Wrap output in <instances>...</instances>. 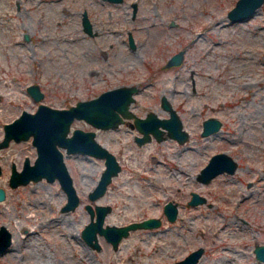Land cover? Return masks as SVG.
<instances>
[{"label":"rangeland","instance_id":"rangeland-1","mask_svg":"<svg viewBox=\"0 0 264 264\" xmlns=\"http://www.w3.org/2000/svg\"><path fill=\"white\" fill-rule=\"evenodd\" d=\"M234 2L0 0V138L3 123L23 108L34 110L41 100L68 106L122 83L138 87L129 104L133 112L168 116L164 95L187 131L183 141L165 129L161 138L138 143L141 131L127 120L102 128L73 118L69 132L74 126L95 129L121 167L105 191L90 198L104 158L61 146L79 195L70 209L61 208L67 195L56 178L9 184L11 164L19 169L25 156L31 162L36 156L31 136L11 138L0 146V224L27 234L20 242L11 238L0 264H168L198 246L203 251L195 264H264L254 251L264 243V0L251 15L233 21L227 11ZM84 9L91 32L83 28ZM222 20L226 28L216 26ZM178 51L181 59L171 62ZM30 83L43 90L41 99L28 92ZM208 116L221 123L203 134ZM220 150L235 158L236 168L198 179L200 168ZM192 190L205 199L189 203ZM167 200L177 205L173 220L163 210ZM87 202L111 205L103 224L147 216L161 221L129 228L116 247L98 232L96 248L81 234L90 218ZM31 207L37 210L29 220Z\"/></svg>","mask_w":264,"mask_h":264},{"label":"water","instance_id":"water-1","mask_svg":"<svg viewBox=\"0 0 264 264\" xmlns=\"http://www.w3.org/2000/svg\"><path fill=\"white\" fill-rule=\"evenodd\" d=\"M119 2L122 0H110ZM263 0H235L233 6L227 11L231 20H240L248 17L261 4ZM132 16L137 10V2L132 1ZM83 28L91 32L92 24L86 10L82 11ZM128 40L134 46L131 32H128ZM181 59V51L174 52L171 62H178ZM28 92L36 100L43 97V90L36 83L26 86ZM138 89L134 83H122L107 87L95 95L86 98H79L68 106H53L44 101H40L34 110L23 108L18 115L3 123V136L0 138V146L8 144L12 138L14 140L26 139L31 136L32 142L36 146V156L31 162L25 156L21 168H16L11 164L9 174V184L15 186L25 183L30 179L45 177L48 180L57 179L67 195V199L62 205V209L74 208L79 202V195L76 191L72 176L63 158L62 147L67 152L81 151L94 156L104 158V168L94 187L88 192L90 198L102 194L111 180L113 174L120 169V163L113 151L105 144L98 141L93 129H83L79 126L70 130V123L73 118H83L92 125L108 128L114 127L123 120L125 116H133V123L142 132L135 136L138 143L149 140L152 136L159 139L163 136V128H166L169 135L179 141H183L187 132L182 127V120L169 100L163 95L161 104L169 110L168 116H159L156 112L148 110L145 115H139L129 108L130 102L134 99V92ZM221 120L214 116L203 119L202 133L206 134L219 128ZM237 166V161L231 154L224 150L213 152L205 165L197 173V178L208 181L212 176L220 171H233ZM1 172V165H0ZM4 197V190L0 186V198ZM204 195L192 190L189 203L203 201ZM90 218L81 229V234L85 241L91 246L99 248L97 233H101L112 243L113 247L118 245L120 238L126 235L129 228L137 226H153L160 223L157 216H147L138 220H131L123 224L105 223V214L111 209L109 203H95L92 206L86 203ZM163 210L167 217L173 220L177 216V205L172 200H167L163 204ZM11 243V232L4 225L0 224V252L7 249ZM203 247L193 248L183 257L168 264H195L202 254ZM255 254L258 258L264 259V243H256ZM157 264H166L158 262Z\"/></svg>","mask_w":264,"mask_h":264},{"label":"bare ground","instance_id":"bare-ground-1","mask_svg":"<svg viewBox=\"0 0 264 264\" xmlns=\"http://www.w3.org/2000/svg\"><path fill=\"white\" fill-rule=\"evenodd\" d=\"M181 17V16H180ZM176 18V17H175ZM177 19V18H176ZM219 20H221V18L219 19ZM178 24V23H177ZM176 25V24H175ZM210 25V24H209ZM216 25V24H215ZM228 25V24H227ZM217 27H222V26H225V28H226V23L222 20V21H219L218 23H217V25H216ZM215 26V27H216ZM261 26V25H260ZM159 27V26H158ZM165 28V27H164ZM186 27H184V29H185ZM229 28V27H228ZM167 29V28H166ZM180 29H182V28H180ZM216 29V28H215ZM223 29V28H222ZM160 29H158V31H159ZM228 30V29H227ZM162 31H163V29H162ZM167 31V30H166ZM165 32V31H164ZM157 35V34H156ZM201 35V34H200ZM154 35H152V37H153ZM151 37V38H152ZM160 38H161V40H162V38H164V36H160ZM197 39V38H196ZM151 40H153V39H151ZM155 40V39H154ZM159 40V39H158ZM155 42V41H154ZM156 42H157V40H156ZM160 42V41H159ZM195 42V41H194ZM158 43V42H157ZM219 46V45H218ZM221 46V45H220ZM246 55V54H245ZM247 59V58H246ZM245 62V61H244ZM247 82H249V81H247ZM250 83V82H249ZM253 83V82H252ZM245 84H246V82H243V85L245 86ZM247 85V84H246ZM249 85H251V84H249ZM248 85V86H249ZM180 87V86H179ZM186 89V88H185ZM173 91V90H172ZM258 90H256V92H257ZM176 92V91H175ZM253 92V91H252ZM247 96V95H246ZM201 99V98H200ZM209 99L207 98V101H208ZM215 101V100H214ZM182 102V101H181ZM205 103V102H204ZM207 103V102H206ZM210 103V102H209ZM208 105V104H207ZM244 113V112H243ZM246 116V115H245ZM241 117V116H240ZM247 117H249V116H247ZM244 120V119H243ZM245 121V120H244ZM247 122V121H246ZM242 123H243V121H242ZM251 125H252V123H250ZM254 127H257L258 128V126H255L254 125ZM250 128V127H249ZM264 132V131H263ZM240 133V132H239ZM252 133V132H251ZM250 133V134H251ZM242 134V133H241ZM248 134V133H247ZM253 134V133H252ZM245 135V134H244ZM240 136V135H239ZM254 136V135H253ZM233 139H234V137H233ZM235 140V139H234ZM242 140V139H241ZM253 141V140H252ZM255 141V140H254ZM253 141V142H254ZM257 141V140H256ZM246 144V143H245ZM249 144V143H248ZM248 147H254L253 145L252 146H248ZM250 149V148H249ZM248 151V150H247ZM257 157V156H256ZM197 159H198V157H197ZM256 159H258V158H256ZM189 161H190V159H189ZM192 162V161H191ZM194 163L193 164H195L196 163V160L195 161H193ZM197 162H198V160H197ZM192 164V165H193ZM196 165V164H195ZM253 165V164H252ZM190 168V167H189ZM184 170V169H183ZM181 172H183V171H181ZM180 173V172H179ZM183 174H184V172H183ZM182 175V174H181ZM188 175H189V173H188ZM180 176V175H179ZM181 177V176H180ZM186 177V176H185ZM192 177V176H191ZM223 178H225V177H223ZM224 180V179H223ZM221 183V182H220ZM229 185V184H228ZM222 186H223V184H222ZM5 199V198H4ZM37 210V209H36ZM36 210H35V208L34 207H31V208H28V211H29V213L28 214H26V217L27 218H29V220H31V218H33L34 216H35V214H36ZM26 220H28V219H26ZM21 221V220H20ZM19 222V221H18ZM21 223V222H20ZM229 223H227V225H228ZM21 225V224H20ZM25 225V224H24ZM226 225V224H225ZM237 226H238V224H237ZM221 228V227H220ZM225 228V227H224ZM33 230H35L34 229V227L31 229L30 228V231H29V229H28V231H29V233L30 232H32ZM11 232V238H12V240L13 241H17V242H20V239H21V236H25L26 234H27V232H25V233H19L20 232V230H19V232H17V231H15V230H11L10 231ZM34 233V232H33ZM24 240V239H23ZM22 240V241H23ZM92 259V258H91ZM118 261V260H117ZM92 262V261H91Z\"/></svg>","mask_w":264,"mask_h":264},{"label":"flooded vegetation","instance_id":"flooded-vegetation-1","mask_svg":"<svg viewBox=\"0 0 264 264\" xmlns=\"http://www.w3.org/2000/svg\"><path fill=\"white\" fill-rule=\"evenodd\" d=\"M145 115V114H144ZM130 117H132V120H130V118H129V116L127 117V116H125L124 118H123V120H122V122L124 121H126L127 120V122L130 124V125H134V126H136L134 123H133V116H130ZM119 124V123H118ZM117 124V125H118ZM116 125V126H117ZM95 126V125H94ZM74 127H76V126H74ZM79 127H81V126H79ZM96 127V126H95ZM115 127V126H114ZM73 128V127H72ZM81 128H83V129H93V128H85V127H81ZM103 128V127H102ZM109 128V127H108ZM166 128H163V131L165 130ZM94 131H95V129H93ZM163 131H162V133H163ZM167 131V130H166ZM187 132V131H186ZM142 133V132H141ZM137 135H139V134H137ZM136 136V135H135ZM95 137H96V131H95ZM97 139V138H96ZM98 140V139H97ZM99 141V140H98ZM77 152V151H76ZM81 152V151H80ZM85 153V152H84ZM120 167H121V165H120Z\"/></svg>","mask_w":264,"mask_h":264}]
</instances>
